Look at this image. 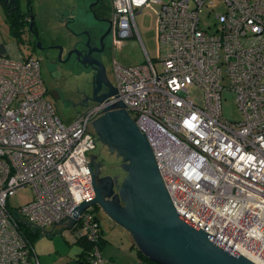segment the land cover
<instances>
[{"label":"built area","instance_id":"1","mask_svg":"<svg viewBox=\"0 0 264 264\" xmlns=\"http://www.w3.org/2000/svg\"><path fill=\"white\" fill-rule=\"evenodd\" d=\"M113 49L141 40L136 15L157 12L160 54L123 64L112 60L117 95L146 135L177 210L258 264H264V0H224L208 25L211 0H110ZM111 64V62H110ZM226 79L229 82H226ZM203 90L202 105L189 86ZM237 95L241 121L222 113V93ZM42 60L0 47V264H40L26 229L64 228L76 208L96 197L89 153L92 122L110 102L65 123L46 98ZM31 185L34 198L9 199ZM92 241L99 221L90 209L72 226ZM29 231V230H28ZM80 234V233H78ZM102 264V249L87 255ZM147 264V263H140Z\"/></svg>","mask_w":264,"mask_h":264},{"label":"water","instance_id":"2","mask_svg":"<svg viewBox=\"0 0 264 264\" xmlns=\"http://www.w3.org/2000/svg\"><path fill=\"white\" fill-rule=\"evenodd\" d=\"M97 64L99 73L94 100L103 103L116 97L117 88L108 77L106 64L99 61ZM103 85L107 86V92L97 96ZM92 127L111 153L122 158L127 176L119 188L120 198H111V191L103 189L93 177L96 197L76 208L75 217L67 222L66 228H71L78 215L91 205H97L116 224L125 228L138 248L154 262L258 264L177 210L146 135L122 101L108 104L103 114L92 122Z\"/></svg>","mask_w":264,"mask_h":264},{"label":"flooded vegetation","instance_id":"3","mask_svg":"<svg viewBox=\"0 0 264 264\" xmlns=\"http://www.w3.org/2000/svg\"><path fill=\"white\" fill-rule=\"evenodd\" d=\"M99 1L81 0L78 5H66V10L64 7V11L56 13L57 27L42 31L31 0L26 5V11L20 0H0L7 15L10 14L14 19L24 22L23 31L29 39L28 45L41 58L44 71L51 76L47 85L49 96L60 100L70 78L80 75L82 80L75 84L77 101L74 103L75 109L79 110H88L99 104L94 100L99 73L97 61L106 64V59L111 58L113 50L112 19L105 16ZM55 28L59 30L56 31ZM59 31L66 32L74 42H59ZM107 90V86L103 85L97 96ZM89 155L93 177L98 185L106 191H111V198H120L119 188L127 176L122 158L118 157L117 153H111L99 137L95 149Z\"/></svg>","mask_w":264,"mask_h":264},{"label":"rangeland","instance_id":"4","mask_svg":"<svg viewBox=\"0 0 264 264\" xmlns=\"http://www.w3.org/2000/svg\"><path fill=\"white\" fill-rule=\"evenodd\" d=\"M23 4L24 11L27 10L26 5L29 3V0H20ZM32 5L35 7L37 20L39 26L42 31H48L51 27L56 26L58 24L57 16L55 9L62 10L66 5H78L81 3V0H31ZM167 1V0H165ZM213 3L210 5L214 12L211 16H207V14H203V20L201 25L203 27L208 25V22L213 20L216 16L217 12H221L225 9L224 0H211ZM99 6L104 10V14L107 18L112 17V9L110 0H100ZM159 4L151 3L146 6L141 13L136 15V22L139 28V33L141 36V40L138 37L126 38L124 39L123 44L121 46L118 45L111 51V64L110 59H106V67L107 74L109 79L114 83L115 77L112 71V60L116 58L119 62L123 64H137L140 62L146 61L144 56V50L142 43L150 54L151 58L155 60L156 66L160 69L161 65L157 62L159 54H160V44L158 42V21H157V12H158ZM68 13V12H66ZM55 30H59L55 28ZM51 31V30H50ZM60 32V31H59ZM58 41L65 44H71L74 42V39H70L69 35L66 32H60ZM28 37L24 33L21 32V36L15 35L12 33L10 29V24L8 21L7 13L2 4L0 3V46L4 45L8 47H15L17 50H21L25 55L34 54L38 56L35 51L30 48L28 45ZM69 46V45H68ZM39 57V56H38ZM43 78L46 82V85L49 83V79L51 76L47 74L42 67ZM68 77L70 78L69 83H67L65 87V91H63V96L60 100L51 97L47 94L46 98L53 104L54 108L59 113L60 117L64 122H70L85 110L75 109L74 103L76 100V86L77 81H81L82 79L79 77ZM79 77V78H78ZM229 82L226 79V83ZM189 94L190 96L198 102L200 105L204 103L205 95L202 89L197 86L190 85L189 86ZM222 113L223 116L231 121H241L243 119V112L240 109L237 103V95L233 90L225 88L222 93ZM134 116V113H133ZM34 198V191L31 185H26L22 188H19L17 192L10 197L9 203L13 208H19L27 203L31 202ZM94 214L100 220V224L110 231V236L112 239H116V244L109 243L104 250L107 252L111 251V257L115 255L118 258L120 254V250H124L126 253L128 252V247L130 244V237L127 231H124L120 227H116V223L97 205H91L89 207ZM58 232V231H57ZM82 228H76L75 230L64 229L61 233H57L53 235H41L34 243L39 242L44 249L46 254L42 255L44 261L47 264H54L57 260H62L59 256V252H65L67 249L70 250L73 247L75 236L78 233H82ZM119 233L124 234L126 239L123 240L124 248H118L117 246L120 243V237H118ZM42 240V241H41ZM68 241V242H67ZM39 246V245H38ZM76 247H73V250Z\"/></svg>","mask_w":264,"mask_h":264},{"label":"crops","instance_id":"5","mask_svg":"<svg viewBox=\"0 0 264 264\" xmlns=\"http://www.w3.org/2000/svg\"><path fill=\"white\" fill-rule=\"evenodd\" d=\"M55 11L61 12V11H59V9H55ZM62 11H64V9ZM70 122H65V123H70ZM116 225H117L116 227H120L124 231H127L122 226H120L118 224H116ZM64 229H70V228H64ZM64 229H58L57 230L58 232L54 231L53 234L49 233V235H51V238H52L53 235H55L57 233H61ZM102 229H103V235L105 238L104 244L102 246V256L104 259L102 264H140L141 263L139 256H138V252H137V249H139V248L136 245L132 235L128 231L127 232H128L129 237H130V244L128 247V252L126 253L124 250H120L119 251L120 254L118 255V258H117V257H115V255H113L111 257V251L107 252L106 250H104V248L106 247V249H107V246L109 243L116 244V242H118V241H116V239L115 240L112 239V236H110L109 233L111 230L108 231L103 226H102ZM46 233H47L46 235H48V232H46ZM44 235H45V233H44ZM118 237H120V243L117 247L118 248H124L123 240L126 239V236L124 234L119 233ZM74 246L76 248L73 250ZM73 247L70 250L67 249L64 253L62 251L59 252L60 253L59 256L62 258V260H60V261L57 260L54 264H82L80 261L77 260V258L83 254L84 249L80 245V243L77 242V235L75 236ZM34 249H35L36 255L38 256L40 264H47L44 261L43 256H42V255L46 254L45 253L46 251L44 249H42V246L40 245L39 242L34 244Z\"/></svg>","mask_w":264,"mask_h":264},{"label":"trees","instance_id":"6","mask_svg":"<svg viewBox=\"0 0 264 264\" xmlns=\"http://www.w3.org/2000/svg\"><path fill=\"white\" fill-rule=\"evenodd\" d=\"M8 17V21H9V24H10V29L12 31V33H14L15 35H19L21 36V32L23 31V28H24V22H22V20H18V19H14L10 14L7 15ZM91 130L94 132V129L93 127L91 126ZM92 212V210H91ZM95 212H93L94 214ZM94 216L96 217V219L99 221V236L97 238L96 241H92L88 235L84 232L80 233V234H77V242L80 243V245L83 247L84 251H83V254L81 256H79L77 258L78 261H80L82 264H90L89 261H88V258H87V255L89 254L90 250L94 249V246L95 245H99L102 249V246L104 244V241H105V238H104V235H103V229H102V226L100 224V220L99 218L97 217L96 214H94ZM76 228H71V230H75ZM28 234H29V238H30V241L31 243L33 244L34 246V242L41 236L43 235L44 233L39 231V230H35V231H32L30 230V228L26 229ZM29 230V231H28ZM54 232V231H53ZM53 232H51V234H53ZM47 233H45L46 235ZM49 234V233H48ZM137 252H138V256H139V259H140V262L142 263H147V264H162V263H158V262H154L152 261L150 258H148L140 249H137Z\"/></svg>","mask_w":264,"mask_h":264},{"label":"bare ground","instance_id":"7","mask_svg":"<svg viewBox=\"0 0 264 264\" xmlns=\"http://www.w3.org/2000/svg\"><path fill=\"white\" fill-rule=\"evenodd\" d=\"M94 133H95V132H94ZM95 134H96V133H95ZM96 135H97V134H96ZM64 228H66V227L64 226ZM64 228H61V229H64ZM71 228H73V227H71ZM71 228H70V229H71Z\"/></svg>","mask_w":264,"mask_h":264}]
</instances>
